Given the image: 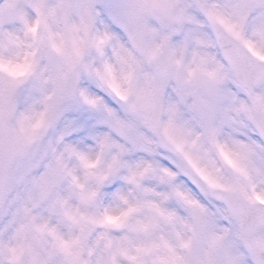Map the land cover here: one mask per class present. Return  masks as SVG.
<instances>
[{
    "label": "snow or ice",
    "instance_id": "1",
    "mask_svg": "<svg viewBox=\"0 0 264 264\" xmlns=\"http://www.w3.org/2000/svg\"><path fill=\"white\" fill-rule=\"evenodd\" d=\"M129 5L126 0H33L30 20L23 28V36L0 34V102L10 106L19 99L23 88H31L36 98L47 94L49 83L61 90L73 87L72 81L81 76L83 58L91 47L101 50L109 32L103 36L98 31L99 22L109 26L111 32L122 36L113 21H121ZM208 18L221 27L229 26L233 31L241 21L258 20L261 39L254 40L256 55L264 57V0H218L208 5ZM218 34L222 35L217 29ZM15 50L16 55L8 54ZM224 55L242 75L240 82L229 86L227 103L209 102V114L204 116V130L210 137L216 154L231 167H237L229 154L239 158L240 146L247 154L264 157V82L250 83L244 76L245 68H251V58L238 60L231 41L224 43ZM260 81H264V65L260 66ZM95 80L119 98L124 91L111 69L97 70ZM85 84L79 86L81 96L90 106L96 101L85 92ZM164 81L154 83L148 92L149 102L159 99V91ZM92 91L109 107L120 108L113 104L108 95L97 85H88ZM131 87V84L129 85ZM235 113V115H233ZM68 118L76 120L77 115L69 112ZM79 130L68 141H83L93 146V139L103 136L102 148L113 147L115 141L120 152H131L124 157L127 171H120L121 161L109 170L101 169L95 184L87 191L73 190L72 198L80 203L73 205L68 199L51 203L39 215H25L21 226L31 225L35 232L45 240L49 235L56 238L47 253L33 252V264H207L199 255V246L191 257H182L175 251L179 243L177 234L184 237L191 234L198 238L205 230L225 231L228 244L235 254L242 256L236 264H264V215L254 219L247 209L257 202L264 204V191H244L246 204H234L229 198L217 195L215 207L204 198L201 181L194 174L182 172L173 157L160 150L157 157L159 166L174 179L161 174L153 164H145L140 158L148 160L145 149L136 147L140 128L134 121L127 123V131L113 134L108 126L98 124L88 113L79 121ZM224 128L232 129L235 134L219 138ZM77 151L88 159L77 145ZM167 157V158H165ZM152 169L158 179L142 180L145 173ZM246 171L247 169H240ZM264 174V170H262ZM213 188L224 190L225 186L210 174L205 177ZM183 185L195 196L196 201L179 200L173 196L172 189ZM17 209L4 208V219L0 225L13 223ZM71 226L69 236L60 228ZM248 236L258 241V251L249 254L242 241ZM8 244L12 241L8 240ZM167 244L170 252L161 250ZM156 249L155 253H150ZM9 264H15L17 250L9 248L4 253ZM121 257L125 259L122 260ZM212 264H223L219 249L215 251Z\"/></svg>",
    "mask_w": 264,
    "mask_h": 264
},
{
    "label": "rangeland",
    "instance_id": "2",
    "mask_svg": "<svg viewBox=\"0 0 264 264\" xmlns=\"http://www.w3.org/2000/svg\"><path fill=\"white\" fill-rule=\"evenodd\" d=\"M49 2L54 3L55 0ZM216 2L218 0H205L204 3L201 0H126L129 7L125 16L121 21H113L123 34L122 37L127 39L126 49L133 52V60L136 59L140 64V57L143 58L147 70L156 82L161 80L156 72L154 57L161 50L168 53L172 73L160 89L162 99L159 96L154 103L145 105L136 100L127 102L125 99L122 101V98L113 100L111 98L112 103L120 108L117 112L88 87L97 85L106 95L110 94L95 80V73L97 70L103 72L100 68V59L105 63L110 59L115 62L116 50L113 48L111 36L105 40V46L110 51V53L107 51L110 59L105 55L100 57V50L97 51L93 46L82 61V64L86 63L87 66L81 67L80 85L87 82L85 92L95 99V106L86 103L80 92L73 101L59 106L61 89L53 88L50 82L45 84L48 92L43 97L36 98L31 88H23L17 102L10 106L0 102V129L9 149L11 162L10 177L0 207V220L4 219V208L18 210L13 217V223L0 225V264H9V258L4 254L9 248L17 250L15 264H33L34 250H39L42 254L47 253L56 242V238L51 235L45 240L31 225L21 226V220L25 215L43 213L53 199L61 202L68 199L74 206L77 205L80 201L72 198L73 190L87 191L89 186L95 184L100 170L107 171L113 168L117 161H121L120 171H127L124 157L132 153L128 151L121 153L115 141H109L113 145L110 149L102 148L100 143L104 139L102 135L93 139L91 147L83 141L68 143L70 136L79 130V121L84 118V113L90 114L98 124L108 126L113 134L123 135L127 131V123L134 121L141 130L136 138V147L145 149V155L149 157L148 160H144L143 157L140 159L145 164H153L161 174L174 179V174L167 173L159 166L157 160L161 148L155 139L154 127L160 124L169 139L182 152L180 158L170 155L174 158L172 163L182 172L190 171L200 179L201 183L198 186L204 198L213 207L217 202L211 198L209 192L211 186L205 179L209 174L217 178L225 188L238 189L241 192H251L253 189L264 191L262 174L264 157L249 155L240 146H236L240 157L229 154L228 158L237 166L231 167L222 157H216L210 137L204 130V116L209 114V102L219 101L226 104V98L231 95L228 91L229 86H235L234 82H237L229 67L223 62L222 53L214 41L207 6ZM252 2L256 3L258 0ZM32 4L33 0H0V34L16 37L17 34L11 32L10 26L19 22L23 36V28L30 20V13L34 11ZM174 4L180 6L185 16L184 25L181 27L173 26L164 17V12ZM225 27L228 30L229 26ZM105 29H108V32L110 30L107 24L99 22V33ZM191 32L200 33L209 56L201 51L191 50L176 38L178 35L185 37ZM229 32L256 53L257 48L253 41L261 39L258 20L241 21ZM126 49L123 48V51ZM12 51L16 55L15 50ZM258 57L264 60V57ZM117 61L125 63V54L120 55ZM106 66L109 67L107 69L111 68V64ZM198 77L209 81L210 87L205 92L194 94L189 89L188 82ZM118 82L126 86L128 80L123 78ZM168 93L174 94L176 102L170 109L163 100ZM139 111H143L142 114ZM69 112L76 114L77 119L68 118ZM189 123L196 129L195 137L189 135ZM230 133L235 134L232 129L224 128L218 139L228 138ZM77 145L91 159L82 156L77 151ZM207 148L212 151L210 156L205 153ZM244 168L247 170H240ZM141 179L158 178L150 168ZM172 192L179 200L187 199L194 202L197 199L183 185H176ZM71 230V226L68 225L60 228L66 237L70 235ZM177 239L179 243L175 251L182 257H191L199 246V255L203 258L206 253L208 259L205 261L212 264L214 242L221 240L223 249L219 256L223 264H236L238 259H243L230 248L228 233L225 231L213 233L210 229L205 230L198 238H194L190 233L184 237L177 234ZM8 240L12 243L8 244ZM161 250L171 251L164 243ZM156 251L151 249L150 253Z\"/></svg>",
    "mask_w": 264,
    "mask_h": 264
},
{
    "label": "water",
    "instance_id": "3",
    "mask_svg": "<svg viewBox=\"0 0 264 264\" xmlns=\"http://www.w3.org/2000/svg\"><path fill=\"white\" fill-rule=\"evenodd\" d=\"M166 18L174 25H181L184 21L183 14L177 5L173 6L166 12ZM213 26L216 31L217 41L220 44L222 50H223L225 41L226 40L231 41L232 45L234 46V54L238 60H244L245 58H251V60L254 61V64L251 68H247V67L245 68V71L243 72V76L252 84H259L263 82V81H260V73L262 71L260 66L264 65V63L255 60L252 57V55L246 50V48L240 43V41L229 36L225 32L224 28L221 27L219 24L213 23ZM217 29H219V32L222 35L218 34ZM224 58L229 63L233 73L235 74L236 79L240 82V77L242 74L239 71H237L236 67L232 64V62L225 55H224ZM155 63H156L157 71H158L160 78L163 81H166L170 74V60H169L167 53L165 51H162L161 53H159L155 58ZM72 85L73 87L71 89L65 88L62 90L61 97H60L61 103L71 100L76 96L78 92V79L73 80ZM190 86L192 87L194 92H197L199 90L205 89L206 83L200 80H193L190 83ZM155 133L163 149H165L166 151L176 156L180 155V152L178 151V149L168 141V139L166 138L162 129L159 126L156 127ZM1 147H2V151L0 153V204L2 201L4 188H5L7 179H8V173L10 169V163L8 161V150L4 146L3 142H1ZM211 194L214 199L217 195L227 197L234 204H237V205L247 203L243 198V194L235 190L224 189L223 191H221L219 188H211ZM247 211L250 212L251 216L254 219L258 220L262 215H264V204L256 203L253 207L247 209ZM244 241H245L246 248L251 249L250 251L251 254L255 251H258V248L256 246L258 241L254 242L252 238L248 236H245ZM214 248H215V251L219 249V252H220L222 249V243L220 241H217L214 245Z\"/></svg>",
    "mask_w": 264,
    "mask_h": 264
},
{
    "label": "bare ground",
    "instance_id": "4",
    "mask_svg": "<svg viewBox=\"0 0 264 264\" xmlns=\"http://www.w3.org/2000/svg\"><path fill=\"white\" fill-rule=\"evenodd\" d=\"M10 30L12 33H16L17 36L22 37V31L20 30L19 22L12 23V25L10 26ZM105 32H108V29H105L104 31H100V35L103 36ZM109 33H110V36L112 37L111 42H112L113 48H115L116 50L115 62L113 63V60L110 59L111 57L108 54V52L110 53V51L108 50L107 46H105L106 45L105 43L106 41H105L102 49L100 50V57L107 56L111 61L109 60L108 63H105L102 59H100V68L102 69V71H104L105 69L109 68L108 66H106V64H109V65L111 64V68H110L111 73L115 75L118 81L123 80V78H125V80H128L127 85L122 86L124 89L123 93H121L122 101H124V99L127 100V102H132L133 100H136L138 103H143L145 105L153 103V102L148 101L147 96H148L150 87L154 83H156V80L147 70L146 64L143 62V58L140 57V64L136 61V59L134 61L133 52H131L130 49H126L128 45L125 42L126 41L125 38H123L122 36L116 35V33L111 32V29L109 30ZM176 38H178L180 43L187 46L191 50L201 51L202 53L209 56V52L207 51L206 45L204 44L199 32H191L185 37L178 35L176 36ZM123 48L126 49L125 52L123 51ZM9 53H11V55H14L13 51ZM122 54H125V57H126V62L123 64L121 63V61H117V58L120 55L122 56ZM171 73H172V70H171ZM130 84H131V87H129ZM108 96L110 97V99L112 98V100L117 99V98L120 99L119 97H116V95H114L112 92H110ZM159 96H160V99H162L161 90L159 91ZM163 100H164V103L167 105V108L169 109L172 108L174 104L176 103L173 93H168L167 95H165ZM145 105L143 106L146 107ZM142 112L143 111H139L140 114H142ZM188 130H189V135L192 137H195L196 129L195 127L192 126L191 123H189L188 125ZM204 143H205V140H203V144ZM211 152L212 151L209 148H207L205 151L207 156H210ZM216 157L218 158L219 156L216 154ZM203 259L204 260L208 259L206 253L203 255Z\"/></svg>",
    "mask_w": 264,
    "mask_h": 264
}]
</instances>
